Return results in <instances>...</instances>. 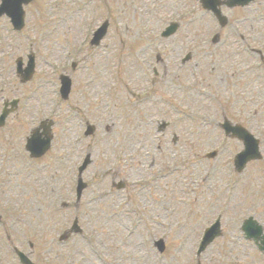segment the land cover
Segmentation results:
<instances>
[{
  "label": "rangeland",
  "instance_id": "374dc122",
  "mask_svg": "<svg viewBox=\"0 0 264 264\" xmlns=\"http://www.w3.org/2000/svg\"><path fill=\"white\" fill-rule=\"evenodd\" d=\"M83 1L36 0L21 32L0 19V107L20 100L0 128L10 147L0 151V264H20L12 245L36 264H195L200 233L218 212L223 235L202 252V264H264L240 230L250 215L264 225V161L232 178L241 144L217 125L224 116L243 121L264 152V0L223 9L240 35L254 37L248 48L241 39L210 42L216 23L199 0H87L77 10ZM106 19L109 34L88 63L85 47L66 54ZM171 22L178 28L162 37ZM30 51L36 72L23 83L15 60ZM61 72L72 79L67 100ZM137 93L151 98L139 104ZM48 117L52 148L32 160L26 138ZM87 122L95 130L85 136ZM122 144L130 146L126 155ZM87 154L88 187L77 206V166ZM75 217L82 230L60 241Z\"/></svg>",
  "mask_w": 264,
  "mask_h": 264
}]
</instances>
